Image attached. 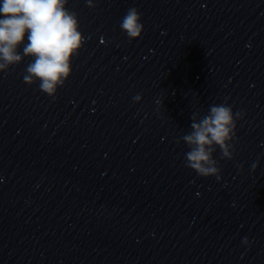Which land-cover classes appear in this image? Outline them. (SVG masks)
I'll return each instance as SVG.
<instances>
[{
	"label": "clouds",
	"instance_id": "1",
	"mask_svg": "<svg viewBox=\"0 0 264 264\" xmlns=\"http://www.w3.org/2000/svg\"><path fill=\"white\" fill-rule=\"evenodd\" d=\"M86 3L89 8L96 7L94 0H86ZM67 5L68 0H2L0 72L30 57L32 61L26 67L24 83L31 86L39 82V90L55 98L58 89L71 76L72 60L85 43L78 15ZM141 21L142 13L138 8L126 11L119 26L129 41L142 38ZM21 46L23 54L18 51ZM141 99L139 94L133 97L135 102ZM243 116L242 111L234 113L226 102L210 105L202 116L199 112L192 113L191 131L177 140V143L183 140L189 149L185 153V166L200 177H215L219 181L221 169L214 153L218 148L222 159L234 158L237 121ZM257 167L258 161L251 165L252 171ZM242 242L249 243L247 237Z\"/></svg>",
	"mask_w": 264,
	"mask_h": 264
}]
</instances>
